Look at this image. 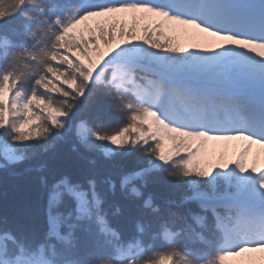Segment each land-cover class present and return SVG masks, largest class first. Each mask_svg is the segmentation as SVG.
Wrapping results in <instances>:
<instances>
[{
  "label": "snow or ice",
  "instance_id": "obj_1",
  "mask_svg": "<svg viewBox=\"0 0 264 264\" xmlns=\"http://www.w3.org/2000/svg\"><path fill=\"white\" fill-rule=\"evenodd\" d=\"M68 142L0 264H264V0H0V170Z\"/></svg>",
  "mask_w": 264,
  "mask_h": 264
},
{
  "label": "trees",
  "instance_id": "obj_2",
  "mask_svg": "<svg viewBox=\"0 0 264 264\" xmlns=\"http://www.w3.org/2000/svg\"><path fill=\"white\" fill-rule=\"evenodd\" d=\"M87 155L92 157L94 154L88 153ZM73 162L87 165L86 160L80 159L76 153L71 152V143L68 142L57 145L54 150L39 152L32 159L13 166L8 171L0 170V216L14 209H22L28 204L30 195L39 188L38 182L42 175L36 170L39 166L63 167ZM28 169L32 170L27 171ZM150 190L159 193L163 189L156 186ZM113 200L120 202L119 193L115 194Z\"/></svg>",
  "mask_w": 264,
  "mask_h": 264
},
{
  "label": "rangeland",
  "instance_id": "obj_3",
  "mask_svg": "<svg viewBox=\"0 0 264 264\" xmlns=\"http://www.w3.org/2000/svg\"><path fill=\"white\" fill-rule=\"evenodd\" d=\"M237 151L239 150V149H236Z\"/></svg>",
  "mask_w": 264,
  "mask_h": 264
}]
</instances>
